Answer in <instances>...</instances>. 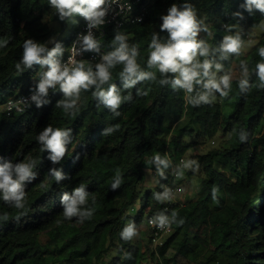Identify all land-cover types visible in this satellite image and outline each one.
I'll return each mask as SVG.
<instances>
[{"label":"trees","instance_id":"16d2710c","mask_svg":"<svg viewBox=\"0 0 264 264\" xmlns=\"http://www.w3.org/2000/svg\"><path fill=\"white\" fill-rule=\"evenodd\" d=\"M173 4L181 9L190 4L204 19L196 39L208 45L209 54L196 60L207 59L212 67L190 93L172 87L177 73H161L148 64L153 37L161 43L168 39L161 31L162 17ZM244 5L246 0H154L142 22L109 27L98 41L108 55L119 47L116 35H124L129 53L133 47L138 52L137 75L151 74L148 78L125 88L124 65L117 63L108 69L106 83L97 80L78 96H66L57 84L39 98V106L34 102L7 115V101L33 89L48 70L47 65L26 67L21 62L24 42L43 45L42 56L59 44L62 51L55 58L61 63L86 20L79 15L61 20L49 0H0V41L7 40L0 47V166L35 161V178L24 182L23 208L5 202L0 191V264H264V87L257 68L264 63L259 55L264 29L247 52L242 49L245 30L260 26L264 15ZM72 19L77 22L65 38ZM236 35L239 55L222 59L223 38ZM84 70L94 74L97 67ZM225 76L230 87L221 84V89L226 96L205 89L209 79L220 83ZM241 81H246L243 88ZM113 85L122 97L115 112L94 95ZM206 92L210 103L195 104ZM61 101L74 104L66 111ZM48 126L67 133L66 154L56 163L37 141ZM211 140L217 146L191 155L197 171L179 166L188 151ZM157 154L168 167L157 165ZM53 169L61 173L60 180L53 177ZM184 177L195 181V192L171 203L169 188ZM81 185L86 202L79 207L92 213L82 222L80 216L63 215L64 195L72 197ZM165 192L166 199H157ZM161 213L172 226L165 237L148 222ZM130 224L137 235L125 241L120 233Z\"/></svg>","mask_w":264,"mask_h":264},{"label":"clouds","instance_id":"9594fccd","mask_svg":"<svg viewBox=\"0 0 264 264\" xmlns=\"http://www.w3.org/2000/svg\"><path fill=\"white\" fill-rule=\"evenodd\" d=\"M114 2V0H113ZM49 4L56 9L59 13V17L63 20L65 17H72L79 15L88 22L89 29L95 28L104 23L103 18L106 15L107 8L106 0H49ZM246 9L251 12L253 8L258 10L264 15V0H246ZM240 15V13H236ZM163 23L161 25V31L168 33V39L165 43H161L154 36L149 48L151 49L148 57L149 66H156L161 73H177L175 79L171 81L173 88H183L187 92L193 91L194 83H201V76H209V69L212 67V63L205 59L202 63L196 60L197 56L207 57L209 54L208 45L202 41L197 40L196 37L200 31L201 22L197 20L195 9L190 4H184L183 8H178L176 4H173L168 9V14L162 17ZM83 49L97 50L98 42L94 39L92 33L89 31L86 35L80 37ZM126 37L121 34H117L114 43H119V47L115 51L104 56L103 59L106 63L98 64L97 71L93 74L90 70L85 71L83 64H77L74 68L67 66L62 67L61 64L54 58L57 54L61 53L62 49L59 44L47 51L46 56H42V53L46 51L43 45L34 43L31 39L24 42L22 63L26 67H31L33 64H39L41 66L47 65L48 70L44 73L38 85L39 94L46 95L50 87H55L59 84L66 96H78L81 88L87 89L89 85L95 84L99 80L100 84L106 83L110 79L109 68L114 67L117 63L123 64L124 69L121 75L125 78V88H130L137 83L138 80L148 78L151 74L141 73L137 75L138 65L136 63V56L138 52L135 47L132 48L129 53L128 45L126 44ZM7 44V40L0 41V47H4ZM241 47V40L238 35L225 36L223 42L220 45L219 51L221 52V58L226 59L229 54L239 55ZM259 55L264 58V47L259 49ZM222 66L216 65L217 70ZM16 68H20V64L16 65ZM260 80L262 81L261 87H264V63L257 65ZM135 76V79L131 77ZM161 83H167V81H161ZM223 84L224 89H228L229 78L223 77L220 83H217L214 79H209L204 84L205 89L219 91L221 96H226L227 93L221 89ZM246 81H241V88L244 87ZM147 95V93H144ZM98 95L105 106L111 108L114 112L122 103V97L117 93L115 86H111L107 92L101 90ZM125 97L123 99H127ZM32 99L40 104L39 96H33ZM201 102L208 104L209 93L199 95L198 99L194 101L195 104ZM67 111L74 104L61 101ZM59 106V105H58ZM119 115V113H116ZM117 128L119 125L116 126ZM66 132L61 128L53 129V127H46L37 137V141L40 142L44 148L51 151L52 155L50 159L53 163L59 162L66 154V147L64 142V136ZM241 140H244V135H241ZM43 151V149H41ZM155 162L157 165H163L168 167V161L161 159L157 154L155 156ZM192 161L184 164L185 168H189L192 165ZM35 165V161L30 163H18L13 167L11 163H5L0 166V191L3 192V200L5 202L15 201L16 208H23V200L25 197L24 182L29 179H34L35 174L32 169ZM163 175V171H160ZM53 177L58 181L61 179V173L55 169L52 170ZM120 180L116 181L112 187L115 188L120 184ZM213 199L215 200L217 189L213 188ZM168 193L165 192L163 197H157V199H166ZM86 193L84 192V186L76 188L74 195L69 197L67 194L63 197V203L65 205L64 217L71 218L73 216H80L81 222L83 218L90 217L91 212L87 210H81L80 205L85 204ZM177 213H172V220L175 219ZM7 219L5 214L3 217ZM156 228L164 230L171 227V221L169 217L163 213L157 215L152 221H149ZM181 220L179 224H183ZM137 233L133 225H128L120 233L123 240L129 241Z\"/></svg>","mask_w":264,"mask_h":264},{"label":"built area","instance_id":"2783aa9c","mask_svg":"<svg viewBox=\"0 0 264 264\" xmlns=\"http://www.w3.org/2000/svg\"><path fill=\"white\" fill-rule=\"evenodd\" d=\"M153 1L154 0H114L113 2V0H106L105 7L107 8V12L103 18L104 23L95 28L89 29L88 22L85 21L69 46L66 57L60 63L61 66L74 68L77 64L81 63L84 67L89 65L97 66L98 64L106 63L103 59V57L107 55L106 52L100 46H98L97 50L85 51L80 37L86 35L90 31L94 39L98 42L106 34L109 27L122 29L128 25L142 22ZM40 81L33 87V89L23 94L21 97L7 101L4 105V111L7 115H10L14 111L22 112L27 109L31 104L36 102L32 99L33 96H39V98L44 96H41L38 92V85ZM212 142L214 143V141ZM185 162V157L180 158L179 166H184ZM173 174L175 178L178 177V171H175ZM181 190L182 186L180 184H175L169 188V201L171 203H175L174 198ZM153 219L154 217H150L148 222ZM149 226L152 227L160 236L168 235L172 232V226L164 230H160L150 223Z\"/></svg>","mask_w":264,"mask_h":264},{"label":"rangeland","instance_id":"374dc122","mask_svg":"<svg viewBox=\"0 0 264 264\" xmlns=\"http://www.w3.org/2000/svg\"><path fill=\"white\" fill-rule=\"evenodd\" d=\"M196 12V11H195ZM196 17H197V20L201 22V24L204 22V19H201L197 12H196ZM74 19V18H73ZM71 20L68 24V28H67V33H66V36L65 38H68L69 37V34H70V31H71V28L74 24H76L77 20ZM200 24V25H201ZM264 29V22L258 26V27H250L248 29L245 30V34H246V38L247 40L245 41L242 49L244 52H247L250 47L252 45H254L262 30ZM55 60H57L55 58ZM213 140L207 142L206 144H204V146H200L199 148L197 149H193V150H190L188 151V153L184 156L185 157V160H186V163L189 162V161H192V165L191 167L189 168H185L184 170L185 171H188V170H193V171H197V168H196V165H195V160H192L191 159V155L192 153H194L196 150L197 152H207V150L211 149V148H214L215 146H217V140H215V143L213 144L212 142ZM149 178V181L148 183H151L153 181V175L152 174H149L148 176ZM184 181L182 183H180V185L182 186V190L180 191V193H178V195L174 198V202H183L184 200H186L187 198H190L194 192H195V181H192V180H189L188 178L184 177ZM166 235H164L163 237H165ZM158 243V241L155 242V245ZM154 245V246H155ZM143 264H149V261L148 260H145Z\"/></svg>","mask_w":264,"mask_h":264}]
</instances>
